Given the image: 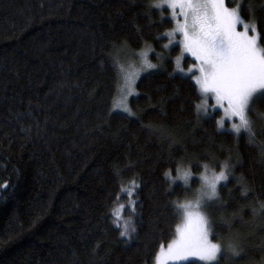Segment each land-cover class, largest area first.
<instances>
[{
	"label": "trees",
	"instance_id": "1",
	"mask_svg": "<svg viewBox=\"0 0 264 264\" xmlns=\"http://www.w3.org/2000/svg\"><path fill=\"white\" fill-rule=\"evenodd\" d=\"M154 2L0 0V187L9 185L0 191V264H153L181 219L171 202L184 189L164 176L181 159L231 163L208 212L213 240H238L242 251L219 264H264V98L253 105L252 143L220 130L217 115L197 114L198 86L169 58L137 81L135 116L111 111L112 55L163 51L174 26ZM261 5L245 0L240 11L264 35ZM133 181L129 197L121 189ZM130 199L137 232L128 240L110 212Z\"/></svg>",
	"mask_w": 264,
	"mask_h": 264
},
{
	"label": "snow or ice",
	"instance_id": "2",
	"mask_svg": "<svg viewBox=\"0 0 264 264\" xmlns=\"http://www.w3.org/2000/svg\"><path fill=\"white\" fill-rule=\"evenodd\" d=\"M229 2L234 0H156L149 7L154 9L167 7L172 12L175 26L163 34L168 37V43L163 47L168 49L177 43L181 47V55L175 58L174 71L185 72L181 66L183 53H190L198 63L189 67L187 73L194 71L198 73L191 78L198 86L200 98H206L211 94L215 100L212 108L223 109L224 118L231 122V132L237 137L243 132L248 135L250 142L255 143L256 132L250 113L255 111L253 107L255 100L264 98V44L260 43L264 40V35L258 30L255 20L245 22L240 5L229 8ZM247 7L249 12L254 10L252 4ZM260 7L264 8V5ZM238 25H242V30H238ZM177 35L182 37L179 41H176ZM153 51L150 45H146L145 50L132 53V56L139 58V68L136 67V61L119 52L112 55L115 85L121 94L120 103L114 106L112 112L120 110L129 116H135L129 109L127 99L137 94L135 85L140 74L158 68V65L148 58L149 53ZM156 55L160 57L159 53ZM126 68L134 70L129 73ZM195 108L198 115L200 113L208 115L206 99L195 104ZM260 119H264V116H260ZM224 123V119L217 121L219 128H223ZM261 148L264 151V145H261ZM174 163L175 167L164 173L169 185L180 181L186 193L192 192L191 169L183 164L182 159ZM196 167L204 169L199 176L201 187L192 192L194 200L171 202L176 208V214L182 216L183 222L176 226L175 238L166 246H160L154 264L183 262L189 257H197L203 264H219L222 257L234 258L241 254L242 248L238 240L225 241L221 237L220 242H214L213 236L216 234L212 231V222L202 211L210 206V202L219 199L218 186H225L222 182L226 184L229 180L233 166L229 161H224L219 164L218 172L209 164L201 165L197 162ZM8 187L9 185L5 183L0 187V191H6ZM138 187L139 185L133 181L130 189L122 187L121 191L132 197ZM241 187H244L243 183ZM137 203L136 199H130L127 204H120L117 201L110 212L112 223L119 230V235L128 240L137 232L132 218L137 215ZM126 210L130 212L127 217L124 215Z\"/></svg>",
	"mask_w": 264,
	"mask_h": 264
},
{
	"label": "rangeland",
	"instance_id": "3",
	"mask_svg": "<svg viewBox=\"0 0 264 264\" xmlns=\"http://www.w3.org/2000/svg\"><path fill=\"white\" fill-rule=\"evenodd\" d=\"M244 1L245 0H234V2H235V4L234 5H231V4H229L228 3V7L229 8H233V7H236L237 5H240V6H242L243 5V3H244ZM165 8H167V7H165ZM168 9V8H167ZM168 17H170L171 19H172V12H171V10L170 9H168ZM177 12H179V9H177L176 10ZM243 17V16H242ZM179 19H183V17H178ZM244 18V17H243ZM173 20V19H172ZM244 20H245V22H252L253 20H246L245 18H244ZM173 22H174V26H175V21L173 20ZM173 26V27H174ZM238 27V30H242V25H238L237 26ZM250 34H251V32H250ZM182 37L181 36H179V35H177L176 36V41H179L180 39H181ZM168 43V41L165 43V44H167ZM178 44V43H177ZM176 44H174L173 46H171L170 48H168V49H163V51H160V52H157V51H153V52H150L149 53V56H148V58L150 59V61L152 62V63H154V64H157L158 65V67H161L162 66V64H163V62H165L167 59H169V58H172L173 59V62H174V65H175V58L178 56V55H181V47H179V51L177 52V54H173V49L172 48H174V46H175ZM179 45V44H178ZM143 51V50H142ZM141 52V51H140ZM137 53H139V52H137ZM157 53H159L160 54V57L158 58L157 57ZM123 56H127V57H129L131 60H134V61H136V67L137 68H139V58L138 57H134V56H132V53H128V54H124ZM195 63H198L196 60H195V58L194 57H192L191 56V54L190 53H183V59H182V61H181V66L185 69V72L184 73H179V72H177V73H179V74H182V75H185V76H190V77H192L193 75H197L198 73H196L195 71L193 72V73H187V69L189 68V67H191L193 64H195ZM175 68H176V65H175ZM134 69H131V68H126V71L127 72H132ZM150 71H152V70H150ZM145 74H147V73H141L140 74V77L141 76H143V75H145ZM139 80V79H138ZM137 80V81H138ZM137 81H136V83H137ZM195 82V81H194ZM136 91H137V88H136V85H135V93H136ZM133 97V95L132 96H129L128 97V99H127V104H128V106H129V109H130V111H131V108H130V100H131V98ZM202 99H206L207 100V106H208V115L207 116H205L203 113H202V115H203V117H208V116H212V115H217V121L218 120H220V119H224V121H225V123H224V127L223 128H219L220 130H227V131H230L231 132V130H230V124H231V122L230 121H228L226 118H224V113H223V109H221V108H215V109H213L212 108V105H214L215 104V100H214V97L211 95V94H209L206 98H201V100ZM120 100H121V94L118 92V95H117V97L115 98V100H114V104L115 105H117V104H119L120 103ZM201 102V101H200ZM114 105V106H115ZM117 111H120V110H117ZM120 112H122V111H120ZM123 113H125V112H123ZM125 114H127V113H125ZM250 118L253 120V122H254V125H255V123H256V121H255V119H254V114H253V112L252 113H250ZM243 133V132H242ZM185 162V161H184ZM196 163H197V161H195V160H193V159H188L186 162H185V166L186 167H188V168H190L191 169V171H192V173H193V177H192V180L190 181V186H191V190H192V192H195L197 189H199L200 187H201V181H200V179H199V176H200V174L204 171V169H202V171H196L194 168H195V166H196ZM221 163V162H220ZM220 163H216V162H212V163H206V162H203V163H200L201 165H203V164H209L210 165V167H214L215 168V170L218 172L219 170H220V167H218V165L220 164ZM203 168V167H202ZM232 170H233V168H232ZM232 173H233V171H232ZM232 176V174L229 176V178ZM225 182H222V184H224ZM176 184H181V182L180 181H177V183ZM176 184H174V185H176ZM173 185V186H174ZM219 188H220V186H218V193H219ZM184 189V188H183ZM192 192H185V190H184V194L178 199V200H180V201H184V200H194L195 199V197L192 195ZM215 202V201H214ZM214 202H210V205L212 204V203H214ZM208 209H209V206L208 207H206V208H204V209H202V211H204L207 215H208V217H209V219H210V216H209V212H208ZM181 217V219H180V222L178 223V224H181L182 222H183V218H182V216H180ZM175 238V237H174ZM173 238V239H174ZM214 242H216V241H214ZM167 245V244H166ZM166 245H164V246H166ZM190 261H196V262H199V263H201V264H203V262H201V261H199V259L197 258V257H189V259L187 260V261H183V262H169V264H174V263H185V262H190ZM154 264V263H153Z\"/></svg>",
	"mask_w": 264,
	"mask_h": 264
}]
</instances>
